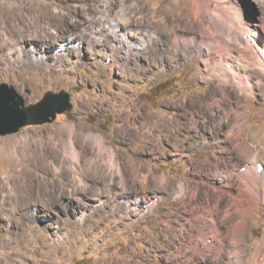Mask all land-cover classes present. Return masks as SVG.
<instances>
[{"label": "rangeland", "instance_id": "rangeland-1", "mask_svg": "<svg viewBox=\"0 0 264 264\" xmlns=\"http://www.w3.org/2000/svg\"><path fill=\"white\" fill-rule=\"evenodd\" d=\"M229 1L246 22H260L264 0ZM136 2L147 6L142 22L154 24L143 25L146 37L153 34L143 49L106 29L92 33L99 0H0V83L14 87L20 107L62 91L71 104L50 122L0 135V264H203L210 257L180 259L173 246L183 236L179 222L189 226L184 217L194 200L213 193L205 175L225 149L214 143L227 137L231 150L223 154L241 165L235 136H264V72L234 53L253 88L224 98L218 80L199 71L194 0ZM163 23L179 31L167 33ZM254 37L264 44L262 31ZM164 53L173 59L159 60ZM216 92L221 107L209 105ZM167 112L180 115L179 123L164 120ZM191 122L207 132L192 136L183 128ZM73 186L81 190L71 193ZM189 186L197 189L191 199ZM115 190L114 202L104 203ZM116 202L136 209L125 216L123 207L111 210ZM151 203L161 207L150 211ZM222 204L221 213L229 203ZM251 214L249 253L264 232V203Z\"/></svg>", "mask_w": 264, "mask_h": 264}, {"label": "bare ground", "instance_id": "bare-ground-1", "mask_svg": "<svg viewBox=\"0 0 264 264\" xmlns=\"http://www.w3.org/2000/svg\"><path fill=\"white\" fill-rule=\"evenodd\" d=\"M127 1L129 0H99V8L100 10L103 9L96 19L97 24L92 27V33H96L99 29H106L115 36L121 34L124 38L128 37L129 47L143 49L145 44H147L146 41L153 36L152 33L147 34V37L145 36L148 29L144 31L143 25L146 26L147 24L150 27L154 26V24L142 22V14L147 8L146 4L138 3L134 0L135 3L127 5L124 10ZM256 1L261 4L263 2V0ZM260 16V22H246L239 10L229 0H194L192 17L198 22V25H196L200 36L198 49L201 63L199 64V71L205 74L208 79L216 78L218 80L217 86L220 89V95L226 99L230 98L231 89L237 91L240 95V92H252L253 88V84L249 81L250 73H248L247 69L234 63V53H243L245 59L254 61L264 72V44L256 43V38L254 37L258 31L264 33V11L261 12ZM166 25V23H163L167 33L178 30L176 27H167ZM157 29L159 28L157 27ZM149 30L151 31L152 29ZM158 36L161 35L159 34ZM182 36L184 39L189 38L183 33ZM175 39L176 36H174ZM119 40L124 41L125 39L119 37ZM201 43L205 46L203 47ZM37 46L39 47V45ZM167 55L169 54H162L159 60L165 61L169 57L173 59V56L169 55L168 57ZM212 96L214 100H211L209 105L214 106L216 104L221 107L220 100L217 98L218 93L216 92ZM200 99L203 100V98ZM167 106L172 109L179 107L175 102L165 103L166 108H168ZM211 113L214 114L212 111ZM234 113L238 114L236 110ZM238 115L240 116V114ZM162 117L165 119L162 118L158 123H163L164 119L167 122L173 121V123L177 124L182 118L180 115L170 112L163 113ZM191 124H193L192 127L183 128L191 130L189 131L190 133L194 132L195 135L193 134L192 136H201V131L207 132L208 130L207 127L201 126L202 124L198 125L194 122H191ZM216 124L219 126L221 122ZM211 130V134L216 131L214 127ZM241 131L242 129H240ZM223 141H216L214 146L217 144L220 149L225 148L226 150L224 149V151L227 152L231 148L227 137ZM233 143L234 147L241 154H244L245 163L239 165V162H232V160H229L230 157H226L223 154L224 151L221 152V150L220 155H214L213 170L212 172L208 170L205 175L209 178L213 193H206V202L195 203L194 200V203L189 208L188 213L190 214L184 217L185 220L187 219L186 222L189 223V226L178 221L179 228L183 231V236L179 237L177 243L173 246L177 245L180 259L186 262L192 257L206 256V254L211 253L210 257L207 255V260H204L203 264H264V232L253 246L254 251L250 253L246 235L247 222L252 216L251 211L258 202L264 203V166L261 164L262 162L264 163V136H256L255 134L254 136H248L243 133L241 136H235ZM232 157L233 153L231 154ZM218 159L222 161V164H219ZM203 161V170L206 171L210 163L209 157L205 156ZM115 165L122 183L121 189L126 190L127 186L124 176L121 174L122 170L117 162H115ZM241 166L243 168H240ZM248 172H253V174L247 175ZM75 178L77 179L76 175ZM210 180H213V182ZM80 190L81 188L73 186L71 193H77ZM188 191L190 199L194 198L197 189L189 186ZM120 193L115 190L107 197L108 199L104 203H108L109 200L114 202V196H118ZM243 196L248 197L244 199ZM227 202L229 204L223 205ZM131 203L138 205V200L131 201ZM220 203H223L222 213L218 209ZM156 205H159V203H151L148 210L152 211V209L161 207V205ZM120 207H123L125 216L131 215L132 211L136 209L135 207L131 208L130 204L116 202L112 205L111 210L115 212ZM253 217L255 218V216Z\"/></svg>", "mask_w": 264, "mask_h": 264}, {"label": "water", "instance_id": "water-1", "mask_svg": "<svg viewBox=\"0 0 264 264\" xmlns=\"http://www.w3.org/2000/svg\"><path fill=\"white\" fill-rule=\"evenodd\" d=\"M17 97V99H16ZM21 96L13 86L0 83V135L11 134L29 124L50 122L56 114L71 107L68 93L47 92L35 104L23 106Z\"/></svg>", "mask_w": 264, "mask_h": 264}]
</instances>
